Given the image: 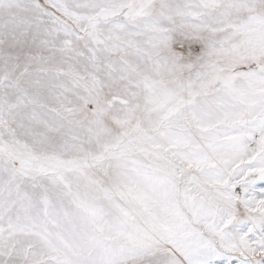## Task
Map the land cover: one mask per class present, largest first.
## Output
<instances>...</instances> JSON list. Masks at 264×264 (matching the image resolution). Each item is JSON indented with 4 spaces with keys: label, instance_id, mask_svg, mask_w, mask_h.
Returning <instances> with one entry per match:
<instances>
[{
    "label": "snow or ice",
    "instance_id": "6c2138e0",
    "mask_svg": "<svg viewBox=\"0 0 264 264\" xmlns=\"http://www.w3.org/2000/svg\"><path fill=\"white\" fill-rule=\"evenodd\" d=\"M0 264H264V0H0Z\"/></svg>",
    "mask_w": 264,
    "mask_h": 264
}]
</instances>
